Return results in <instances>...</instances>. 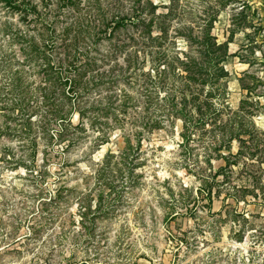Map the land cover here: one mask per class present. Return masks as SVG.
<instances>
[{
	"label": "rangeland",
	"instance_id": "1",
	"mask_svg": "<svg viewBox=\"0 0 264 264\" xmlns=\"http://www.w3.org/2000/svg\"><path fill=\"white\" fill-rule=\"evenodd\" d=\"M136 15L169 28L162 47ZM214 16L227 108L188 140L174 117L146 132V74L200 59ZM49 61L83 69L87 130L56 137ZM0 264H264V0H0Z\"/></svg>",
	"mask_w": 264,
	"mask_h": 264
},
{
	"label": "trees",
	"instance_id": "2",
	"mask_svg": "<svg viewBox=\"0 0 264 264\" xmlns=\"http://www.w3.org/2000/svg\"><path fill=\"white\" fill-rule=\"evenodd\" d=\"M7 1L11 3L12 0ZM153 8L155 9L154 12L158 9V7ZM31 10V7H26V12ZM168 15L169 14H160L159 17L164 19L163 16L166 18ZM216 21V16L211 18L206 28L203 30L202 38L195 37L193 40L201 46L199 54L200 59L193 57L189 53H184L183 55H185V58L183 59L180 56L182 53L177 50L176 56L173 57H169L166 52H163L162 56L159 57L160 61L156 71L158 84L154 83L156 79L154 75L151 73L146 74L150 78L152 77L151 81L154 86L150 91L156 93L157 101L160 102L162 106L161 114L163 115V118L157 121H148L147 125L145 124L147 126L145 129L146 132L152 133L154 130L161 129L165 119L174 117L183 121V137L188 140L193 133L194 126L206 124L209 122V119L217 118L227 108L223 106L225 101H222L219 90L221 87L220 81L229 76V73L223 66L229 53V44L219 43L217 37L213 35L212 31ZM154 22V19L151 22H147L136 15L133 23H138L140 26L147 28V30L144 31V33L147 32V34L143 33V35L145 38H148L147 42L149 44L155 47H162L168 40L169 28L161 27V29H159L160 33L153 36L152 27L154 26ZM51 42L53 45L54 42ZM44 46L46 49L50 47L48 43ZM31 50L33 52L37 51L45 58L48 57L47 53L42 51L39 43L31 44ZM84 67L86 71V67L89 69L92 67V64L88 63L84 65ZM44 68L45 71L48 72L51 80L52 77L54 78L53 85L54 88H56L53 90L51 98L53 99V109H51V116L53 118L50 120L51 123H55L59 126V130L53 129L58 134L56 137L62 138L66 131H69V128L72 130H87L86 122H82L79 125H75L72 122L75 113L79 114L81 119L87 115V109L82 105L83 93H85L87 89V87H82L84 86L83 69L77 66L74 61L67 65L65 69L63 65L56 67V65L50 61L46 63ZM149 88L150 87H147L146 90L148 91ZM207 88L208 91L206 92ZM162 91L165 92L164 96H162ZM221 101L223 102L222 104ZM58 103H60V105H58ZM98 121L99 118L97 117L93 118L90 122L91 124H95ZM50 122L48 123L46 132L49 137L53 139L55 135L51 133L52 128H50ZM29 133L26 132L29 143L32 146L36 145L35 138L30 137L31 134ZM240 136L241 133L239 131H233L231 140L227 146L231 145L235 139L241 141ZM217 150H222V147Z\"/></svg>",
	"mask_w": 264,
	"mask_h": 264
}]
</instances>
